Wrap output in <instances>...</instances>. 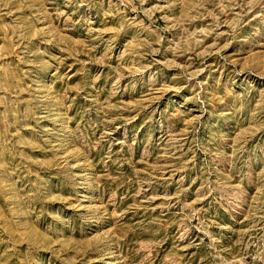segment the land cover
<instances>
[{
    "label": "rangeland",
    "instance_id": "obj_1",
    "mask_svg": "<svg viewBox=\"0 0 264 264\" xmlns=\"http://www.w3.org/2000/svg\"><path fill=\"white\" fill-rule=\"evenodd\" d=\"M0 264H264V0H0Z\"/></svg>",
    "mask_w": 264,
    "mask_h": 264
}]
</instances>
